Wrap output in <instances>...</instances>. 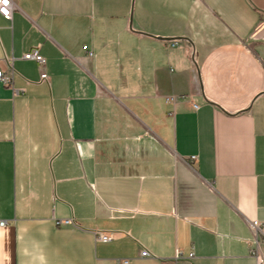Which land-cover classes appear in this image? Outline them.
<instances>
[{"label":"crops","instance_id":"0c3cea01","mask_svg":"<svg viewBox=\"0 0 264 264\" xmlns=\"http://www.w3.org/2000/svg\"><path fill=\"white\" fill-rule=\"evenodd\" d=\"M12 1L0 264H257L264 0Z\"/></svg>","mask_w":264,"mask_h":264},{"label":"built area","instance_id":"2783aa9c","mask_svg":"<svg viewBox=\"0 0 264 264\" xmlns=\"http://www.w3.org/2000/svg\"><path fill=\"white\" fill-rule=\"evenodd\" d=\"M15 9V4L12 0H8V3L5 4L4 0H0V15L5 18L6 20H11L12 15ZM91 55V54H90ZM25 61H33L36 62L40 67H44L46 64L45 59L40 54V51L38 48L32 49L30 52L26 53L23 57ZM49 79L48 75L43 72L41 74V81L47 82ZM0 81H2L5 85L11 84V79L6 77L2 71H0ZM172 101V100H171ZM195 108H197L195 106ZM195 160V158H192ZM73 221L71 220H61L58 221V226H68L71 225ZM6 222H1L0 227H5ZM250 229L252 230L254 234V241L252 242L253 246L251 247V254L256 259L257 264H264L263 257L258 252V247L260 245V239H264V224L261 223L258 220L251 221L249 223ZM98 240L102 243H109L113 240V237L107 233L99 232L98 233ZM141 258H147L150 257V253L147 250H143L140 254ZM190 257H193V254L190 255ZM179 258V255H178ZM117 264H131V260H118Z\"/></svg>","mask_w":264,"mask_h":264},{"label":"snow or ice","instance_id":"6c2138e0","mask_svg":"<svg viewBox=\"0 0 264 264\" xmlns=\"http://www.w3.org/2000/svg\"><path fill=\"white\" fill-rule=\"evenodd\" d=\"M4 3L7 4L8 3V0H4Z\"/></svg>","mask_w":264,"mask_h":264}]
</instances>
